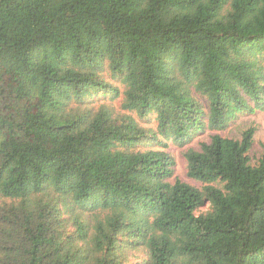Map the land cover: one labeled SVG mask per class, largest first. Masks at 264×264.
<instances>
[{"label": "trees", "instance_id": "obj_1", "mask_svg": "<svg viewBox=\"0 0 264 264\" xmlns=\"http://www.w3.org/2000/svg\"><path fill=\"white\" fill-rule=\"evenodd\" d=\"M255 111L264 0H0V264H264Z\"/></svg>", "mask_w": 264, "mask_h": 264}, {"label": "rangeland", "instance_id": "obj_2", "mask_svg": "<svg viewBox=\"0 0 264 264\" xmlns=\"http://www.w3.org/2000/svg\"><path fill=\"white\" fill-rule=\"evenodd\" d=\"M250 126L256 127L255 132V146L252 151V155H259L261 144L264 142V111H255L253 113H244L239 115L225 130L213 131L207 130L201 133L195 140L185 147H179L171 144L170 150L172 151L176 159L175 176L193 185L200 186V183L191 179L187 174V159L185 157V150L187 148L199 149L203 142L211 140V136L216 133H220L222 136H229L240 138L244 130ZM259 152V153H258ZM209 207V204L204 205L201 210L204 211Z\"/></svg>", "mask_w": 264, "mask_h": 264}]
</instances>
